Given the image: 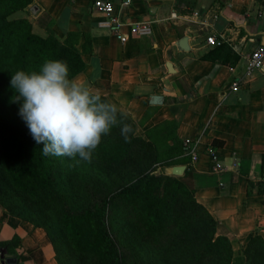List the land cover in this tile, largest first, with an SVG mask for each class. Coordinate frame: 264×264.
Wrapping results in <instances>:
<instances>
[{
	"label": "crops",
	"instance_id": "crops-1",
	"mask_svg": "<svg viewBox=\"0 0 264 264\" xmlns=\"http://www.w3.org/2000/svg\"><path fill=\"white\" fill-rule=\"evenodd\" d=\"M114 2L120 21L150 22L152 35L132 34L125 26L123 43L102 24L93 0H33L30 13L16 16H27L41 35L49 28L59 38L90 33L93 50L83 53L86 66L74 80L132 117L137 134L171 120L182 142L200 137L199 159L189 162L196 198L217 219V234L231 240L233 264H244L250 237H264V70L244 77L248 55L264 43V0H133L123 8L121 0ZM184 36L188 48L179 45ZM211 36L231 46L236 64L200 58L214 46ZM84 41L82 34L80 48ZM215 139L223 141L217 147L221 171L208 153ZM16 235L20 245L5 254L15 259L10 264H59L47 231L0 205V242Z\"/></svg>",
	"mask_w": 264,
	"mask_h": 264
},
{
	"label": "trees",
	"instance_id": "trees-1",
	"mask_svg": "<svg viewBox=\"0 0 264 264\" xmlns=\"http://www.w3.org/2000/svg\"><path fill=\"white\" fill-rule=\"evenodd\" d=\"M32 3L0 0V205L43 227L59 264H233L231 240L217 234V219L196 198L191 157L176 121L165 120L143 136L133 118L118 109V120L132 127L127 142L118 124L102 137L91 163L42 154L43 145L33 140L19 115L22 100H15L11 76L61 60L74 79L85 69L83 53L93 44L86 32L70 31L65 38L50 28L46 35L35 32L27 16H16L30 13ZM200 58L232 65L239 60L224 41ZM171 165L187 168L183 175L166 174L164 168ZM19 245L17 235L0 242L3 261ZM244 255V264H264L259 232L250 237Z\"/></svg>",
	"mask_w": 264,
	"mask_h": 264
},
{
	"label": "clouds",
	"instance_id": "clouds-1",
	"mask_svg": "<svg viewBox=\"0 0 264 264\" xmlns=\"http://www.w3.org/2000/svg\"><path fill=\"white\" fill-rule=\"evenodd\" d=\"M10 86L19 115L33 140L42 144L44 156L79 157L91 163L92 154L112 127L122 124L121 135L129 140L131 125L118 120V108L105 102L90 87L69 79V68L61 60H46L39 71H17Z\"/></svg>",
	"mask_w": 264,
	"mask_h": 264
},
{
	"label": "built area",
	"instance_id": "built-area-1",
	"mask_svg": "<svg viewBox=\"0 0 264 264\" xmlns=\"http://www.w3.org/2000/svg\"><path fill=\"white\" fill-rule=\"evenodd\" d=\"M133 3V0H121L120 6L128 7ZM93 7L99 13L105 17L103 25L111 26L118 33L119 39L124 43L128 40V35L123 32L122 28L127 26L132 34L150 36L153 33V27L150 22L140 21L136 23H125L115 15V2L114 0H93ZM208 43L218 44L219 41L211 36L208 38ZM264 70V43L258 45L247 57V63L245 67L244 77L251 78L258 71ZM238 83H234L233 87ZM200 144V137L186 138L185 145L188 147V154L191 157L192 162H196L199 159L198 146ZM208 153L213 161V169L215 171H221L224 165L221 162L219 151L214 145L208 147ZM1 264H10L7 261H2Z\"/></svg>",
	"mask_w": 264,
	"mask_h": 264
},
{
	"label": "water",
	"instance_id": "water-1",
	"mask_svg": "<svg viewBox=\"0 0 264 264\" xmlns=\"http://www.w3.org/2000/svg\"><path fill=\"white\" fill-rule=\"evenodd\" d=\"M187 42H188V37L184 36L179 41V45L184 47V48H188ZM186 168H187L186 165H171V166H166L164 168V171L166 174H170V175H183ZM7 262L8 263L15 262V259L14 258H10V259L8 258Z\"/></svg>",
	"mask_w": 264,
	"mask_h": 264
}]
</instances>
